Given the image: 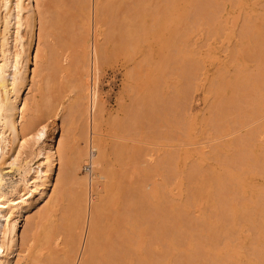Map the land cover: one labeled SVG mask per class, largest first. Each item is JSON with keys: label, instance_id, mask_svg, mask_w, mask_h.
<instances>
[{"label": "rangeland", "instance_id": "rangeland-1", "mask_svg": "<svg viewBox=\"0 0 264 264\" xmlns=\"http://www.w3.org/2000/svg\"><path fill=\"white\" fill-rule=\"evenodd\" d=\"M162 1H159V0H102L100 1L98 0L96 11H98L99 13V10H100L101 13L99 15L98 13L96 14L98 18L96 17L95 21L97 22L96 23L97 24L96 44L97 46H99L98 51L100 50L99 51L100 64H98L100 67L98 68V72H97L99 74L98 75L99 77L96 81V84H95L96 86L94 85L92 89V91L94 92V99L98 102V104H100L99 112L101 114L99 115V118H100L99 125L101 126V128L99 129V141H97L99 143H96L97 145L96 147L99 153L101 147L103 148L105 146L107 147L116 146L118 143H115L116 145H114L113 143L111 144V141H112L111 139L113 138H111L110 135H111L112 130L113 131L115 130L116 132L121 131L120 134L122 133L126 134L125 135L126 137L124 136V139L126 138L125 140H128V141L130 140L129 142H135L137 139L143 142V144L145 145V148H147L148 150L147 151L145 149L146 153L148 154L146 156L148 159L147 168L152 167L153 170H152V173H150L151 170L149 168L147 169V170H150L148 171L149 177H147L148 175H146L147 180L146 178H144V181L146 180L145 183L147 187L142 188V190L144 189L143 192L145 191V189H147L146 190L148 191L147 194L146 193L144 194L145 196H148L145 198H147L146 200H148L149 203L147 201L146 202L148 203V205L151 203V205L148 206L147 203L144 200H142V202H144L148 206V207L146 206V209H145L144 206L140 205L139 203V205L143 206L142 208L146 210L144 211L145 213L143 214L139 213L140 214L139 216L138 212H141L140 210H142V208L139 210V206L136 205L137 209L139 210L138 212L137 211L135 212L136 207L132 208L133 210L135 209L134 211L133 210L131 211V209L128 208L130 211H128L127 209L125 210H127L128 216L130 215L129 217L125 214L119 215L117 214L119 212V211L117 212V210L119 209L120 211L121 210L123 211L122 209L123 207L120 209L121 207L120 205L122 203L124 204V202H121L120 204V201L116 202L115 200H112L113 202L115 201L114 202L115 204H113L112 201H111L112 203L110 202L111 204L110 203L109 205L107 204V208H110L112 211H110L109 209V211L106 212L108 210L106 208V211L104 212L105 214L101 213L103 215H101L100 221L97 222L98 225H97L96 233L99 232L98 234L101 237L95 233V236H93V240L91 239L92 241L91 240H90L91 242L89 241L90 242L89 247L92 246L90 248H93V245H94V247L96 248V251H98V252L94 251V253H92L93 257L96 258V259H92V261L97 260L98 257H100L102 254H105L104 252H106L107 250V248L105 247H107L106 245L109 244L105 242H107L109 239L111 240V238L109 237H111L112 236L111 234H113L114 232L112 233H109V232L111 230L114 231L113 226H114L116 219H118V217L120 218L123 216L124 217L127 216L131 222H129V220L127 222L126 221L127 219L124 217L123 218L126 219L125 220L127 222V223L125 222L126 227L129 226L130 228L122 229L120 232H123V231H125V233L128 232L129 240L131 242V244L129 242V250L130 249L132 251L134 250L132 252L134 253V255L131 256L132 253L130 250L129 251L130 257L128 258L129 261H127L126 264H132L133 262H135L133 264H136L135 259L137 256H138L137 261L138 260L140 261L141 259H143L142 249L148 237L150 238V239L148 238L150 241L156 238V240L155 241L152 240L151 243H149L150 241H147L149 243L148 247L152 249L153 252L151 253L153 254L155 258L158 257L157 256L158 254H156L157 249L161 247L163 255L161 258H159L160 260L156 259L158 260V263H161V264H183V257L185 259L184 264H202V263L203 264H241V263L242 264H264V253L262 252L264 251V231H263L264 230V214H263L264 213V210H263L264 202H262L264 201V198H262L264 197V173H261V171L264 172L263 171L264 170V166H263L264 160H262L264 159L263 158L264 157L263 156L264 155V148H263L264 147V85H262L264 84V70H262L264 69V48L262 49V47L260 46L264 44L262 43L264 41V34H263L264 33V23H263L264 22V0H180L179 3L177 4L178 8L176 6L177 10H173L175 8L173 5H170L169 8L167 7L168 12H169L168 13L169 17H173L172 15L174 16L176 15L177 18H179L181 22L183 21L182 23H180L182 25H179L180 27L179 36L172 39L174 36H169L168 34H166L167 41L169 39L170 40L172 39V44L170 45L172 49H169V48L167 49L166 47L162 45L160 47V45L157 43V38L151 36V33H154V32L149 31V30H147V32H145L144 35L140 36L139 41L137 40V43L133 41L132 44L135 46L134 44L135 42L136 48H134V46L130 44L131 43L130 40H129L130 43L128 42V38H126L127 41L125 42L129 44L126 45V43H123L124 48L123 46L122 48H120L121 46L118 45L117 40L118 42L120 41L119 44L120 43L122 44V42H124V39L120 38V36L126 37L123 35L122 31L126 32L127 27H128V30L130 29V27L132 28V26L128 25L127 22L129 23L130 20L131 21L137 20V18L139 20L140 18V20H143V19L144 20L146 19L147 21L149 20L151 23V20H150L151 16L157 15L158 14L157 12H159V9H161L162 6H165L163 5L164 3ZM41 3H42L41 10H43V8L49 9V10L48 9L45 10L47 11L46 17L48 16L49 19L47 17V21H46V17H45V21L43 24V35L44 36L47 35L48 38L50 36L51 37L50 39L47 38L48 41L46 43V48L44 46L43 48H41L40 52L38 53V64L36 68L37 69L39 68L40 76L45 77V78L47 77V79H49L50 82H49V87L44 88L46 93L44 90L42 91V94H44V96H41L42 98L44 97L42 100L40 97L41 93L36 94V98H37V110L36 111L38 115L41 114L40 110H42V113L44 112L45 107L42 106L43 107L42 108L40 105L44 104V100L47 97V95L50 96L51 94L53 95L57 94L56 90H58L57 89L58 87L60 90H64V89L65 91L68 90L67 88L69 87V83H70L69 70L67 71L65 70L64 72H62L63 74H61V78H57L55 71L50 69L53 67H51V65H48L50 67L46 65L48 67V69H46V66L43 65V62L44 64L47 63L48 60H51L52 57L54 61V56H50V55H53L57 51H60V49L63 50L64 48L69 50V53L72 55L74 54L76 55L77 53L78 55H81L80 52H82V55L88 54V52L92 51L91 49L92 46L90 43H91V40L93 39V30H92L93 28H92V24L88 23L87 17H89L88 16L89 13L86 9L85 0H41ZM99 6L101 7V9ZM105 8H107V10ZM82 9L83 10L85 9L87 12L85 10L83 11ZM106 11L108 12L105 13ZM175 11H177V13H175ZM48 13L50 15H48ZM80 13L82 14L83 18L86 17L85 14H87L86 20H84L85 19L84 18L82 21V17ZM99 17L101 18V20L99 19ZM213 19L214 20L216 19L215 22ZM117 20H118V23L119 21H121L120 23L123 25H121L120 23L118 24ZM83 22L86 23L85 24L86 26L83 25L84 24ZM88 24L90 25L87 26ZM124 25L126 29L123 28ZM81 26H84V29ZM98 27L102 29L100 30L98 29ZM223 27H225L224 30H223ZM132 29H135V28H132ZM167 29L168 28H166L165 31L168 32ZM170 29H174V26L171 25ZM82 30L85 31L84 32L85 36L84 34H81V32H83ZM44 31L46 32V35ZM130 31L132 30L130 29ZM97 34H100V36ZM70 35L73 37L69 38ZM259 36H262V37L260 38ZM82 37L84 38V40L82 39ZM253 38L255 39L253 40ZM77 39L81 40L79 44L77 43ZM255 40L256 41L261 40V42L259 41L256 43ZM246 42L248 43L246 44ZM245 44L249 47H245L246 46ZM130 45L133 47L131 48ZM254 45H256L258 48ZM125 46L127 49L125 48ZM259 47L262 50L260 49L259 51ZM161 48L162 50H164V52H161ZM75 49L77 51H75ZM132 49H134V53ZM72 50H74V53ZM165 51L167 53L168 59H166L163 56ZM130 55L133 56V59L132 57L130 58L132 59L131 61H129ZM254 56L257 59H255ZM143 58L145 59L143 60ZM55 59L57 60V57ZM73 59L72 61L75 60ZM50 63H52V61ZM50 63L48 62V64ZM136 63H139V65ZM59 64L60 63H58V65ZM158 64L162 66L160 69H158L157 67ZM53 65L55 66V63ZM256 65L257 66L259 65L258 68L260 70L256 67ZM129 69L133 70L136 73L134 74V72L130 71ZM183 69L185 70L183 71ZM179 71L180 73H178ZM182 71L184 74L181 73ZM128 72L131 75V76L129 75V77L127 74ZM238 72L240 73L238 74ZM255 72L256 74H253ZM132 74L135 77L134 76L132 77ZM178 74L179 75L181 74V75L179 76ZM130 77H132L133 79ZM182 77L185 79H183ZM209 77L210 79L214 78L212 82L209 80ZM234 77L236 78L238 77L237 82L238 81L239 82L237 84L240 83L242 85V83H244L245 85L240 87L239 85L236 84V82L234 83V80L236 81ZM241 79L243 81H240ZM208 80L210 82H208ZM57 81L59 82V84ZM159 83L161 84L159 85ZM209 83L211 85H209ZM131 84L133 87L131 86ZM154 84H158V85H154ZM127 85L130 86V88L132 87L131 90ZM161 85H164V86L161 87ZM169 85H172V86L168 88ZM185 85H187V87ZM232 87L233 89H231ZM242 87H244V89ZM158 88L160 89V93L163 92L164 94L167 92L168 97L169 95H172V92L175 93L176 88L181 91L180 92L178 90L179 92L174 94L178 99H176L175 97L173 99L172 97L173 99L172 102L175 101V103L173 102L172 104H174L175 106L174 105L172 106L171 103L169 105L172 107V108L170 107L171 108L170 110L173 109L172 113L174 116H172L171 111L168 110V108H166V106L169 103L164 105V103H166L164 99H163L164 101L163 105L165 106L166 110H164L165 109L164 106H163L164 109L162 107H159L160 106L159 101L162 98V96L161 98H158L160 97V95L157 96L158 92H155V91H159L157 90ZM147 89H150V90H147ZM183 89L184 90L186 89L185 92ZM168 90H171V93ZM239 91H241V93ZM149 92L151 93L152 97L150 96ZM239 93L241 95H244L243 96L244 100L241 99L242 96L238 97L237 101L235 100L237 98L236 96L240 95ZM181 94H184V97ZM75 95L76 93L71 94V97L74 96L70 98V101L72 103L74 102L75 99L76 100L80 99L78 95L76 96ZM50 97L53 98V96H50ZM245 97H247V99ZM131 98L133 101L131 100ZM137 98H138L137 103L142 100L139 103L140 107H139V104L137 106V103H136ZM153 98H157V100ZM218 98L223 101L222 104H221V101L220 102L218 101V103L216 102ZM170 99L168 98V100ZM128 100H130V103ZM226 101L231 102L228 104V108L226 107L227 110L224 108L223 111L225 112L226 110V112L224 113L220 110L221 115H219V113H217L218 114L217 115L216 112L218 110L217 108L218 105L220 109L221 105L224 106L226 103H228ZM127 102L129 103L128 107L126 105L128 104ZM142 102H145V104ZM81 103H83L84 106L83 107L79 106L81 110L80 113L73 114V111H71L70 109V111L72 112L71 115H72L73 121L72 119H70L71 121L69 120V124L66 127V131L64 135L65 139L68 135L71 136L73 132L82 134V131L85 130V126L87 122L85 103L83 101ZM214 103L217 108V110L213 111L215 112V114L212 113V109L214 110L215 108V105H213ZM146 104L147 106H145ZM211 104L214 106V108ZM253 105H254V108H253ZM124 106L126 108H124ZM137 107H139V109ZM211 107L212 109L210 110ZM127 108L128 110L135 109V111L134 110L132 111L133 113H135L137 110V113H139V115H134L131 112V115L133 114V116H135V118L137 117V119H135L136 121H134V118H132V116L130 115L131 116V120H129L130 124L129 122H126L127 124H129V126L125 129V132H126L125 133L123 131L124 129L122 130V129L117 128L118 122H116L115 124L114 120H116V118L119 119L120 117H122L123 119V112H125ZM175 108L176 110H174ZM143 110L145 111L146 114L144 113ZM146 110L147 111L149 110V111L147 112ZM157 110H159L160 113L163 112V114L162 113L160 114L159 111ZM163 110L168 111L170 113H168L167 115V113L164 112ZM140 111H142L143 114L140 113ZM151 111H153V113H156L157 115L152 114ZM174 112L176 113L178 112L177 113L178 115H176V113ZM129 113L130 112H128V114ZM147 113L150 116L149 121L151 122L148 121L149 116L147 115ZM115 115H116V118H114ZM130 116L128 115V117ZM141 116L142 117L145 116V117L142 118ZM146 116H148V118H146ZM152 117H154V119ZM171 118H174V119L176 118V119L174 121ZM251 119H255L256 121H252ZM124 121H126V119ZM168 121L169 122L171 121V123L172 121L177 123V125L175 123H172L173 126L171 127L172 129L175 128L176 131H178V135L180 138L179 149L176 152L173 148L164 146V145L162 146L161 142L156 141V139H158L157 136H160L159 135L160 131L157 133L156 131H158L159 129V130H163L164 132L165 127L168 128L167 126ZM151 123H153V125ZM171 123H168V124H171ZM154 125L157 127H155ZM122 126L124 125L122 124ZM255 127L257 128L259 127L258 129H260L259 131L260 135L257 141L253 143L254 145H250V142H248L247 139L251 135V132L256 129ZM131 129L132 131L134 130V133L135 132L138 133V136L136 135L137 133H135L136 140L135 138L132 139V137H131L132 141L130 139ZM127 130L130 132H128ZM145 135L146 136L148 135V137H146ZM151 135L153 137H151ZM154 136H156L155 137L156 139L154 138ZM128 141L127 142L124 141V142L129 144ZM139 141L137 140L136 142H138L139 144L141 143V141L140 142ZM130 144L132 145V143ZM134 145H137V143H135ZM140 145H142V143ZM163 147L164 149L168 148V150L165 152L166 154H163L162 152ZM260 147L262 148L260 149ZM153 148H155L156 150ZM83 149L85 153L87 149L85 142L83 145ZM75 150L76 149L72 146L67 147L65 150V154H66L65 156L68 155L67 162L71 164H73L77 160V157H76L77 154L75 156ZM114 150L116 151V149H113V151L111 150V153H110L111 155L109 154L110 156H108L111 161L109 159L108 160L112 164L108 162L109 164L107 165L109 166V169L111 168L113 170V172L112 170L111 171L109 170L111 173H113L112 174L113 176L115 173L116 175L118 173L117 171L114 173V170L118 168V165H116L117 162L114 163V161H116L117 159H119L120 161L125 160L122 157L125 154L122 155V153L121 154L119 153L120 156L122 155L120 157L122 159L117 157L118 152H116L117 155L115 154L117 158L115 157L116 159L113 158L114 159L113 160L111 156L113 153H115ZM163 155H165L166 157V160L164 163L165 166L161 163V160H160ZM126 159L128 158L126 157ZM119 162L117 164H120ZM123 162L124 161H122V163ZM128 162H125V163L127 164ZM122 163H121V166L124 164ZM127 165H124V166L126 167ZM124 166L122 167L125 169ZM260 166H261V169H260ZM123 168H121L122 171H123ZM224 169H226L227 171ZM117 170L119 171V168ZM78 171L81 172L80 169ZM127 172L125 173L128 174ZM207 172L211 174L209 175ZM165 175L167 176V178ZM218 175L222 177L219 178ZM120 176H119L120 180L119 178L117 179V176L112 177L114 179L113 182L117 181V185L116 184L114 185H116V189H118V191H119V188H122V187H119L118 185V182L123 180L121 179V177L123 176L121 177ZM126 177L125 178L128 179L127 175ZM136 177L132 179V181L136 180ZM5 178H6V181L8 182V185H12L14 183L19 182L20 175L17 174L15 171H8L7 174H5ZM137 179L140 180L141 177L139 176V178L137 177ZM221 180L223 182H221ZM141 181L143 180L141 179L140 182H138L137 184H140V183L143 184V182ZM219 181H220V184H219ZM125 182H129V181L128 180L125 181L124 179V182L122 183L121 181L120 185L122 186L125 185L124 184ZM144 184L143 186H145ZM214 184L215 185L219 184L218 185L219 187L217 185L215 186ZM8 185L5 188L6 190L10 188V186ZM126 186H127V183L125 187ZM67 188L70 190L71 185L70 184L65 185V190ZM112 188L113 187H111V191L115 189V187L113 189ZM127 188L129 189V186H127ZM138 188L139 187H137V189ZM122 189L124 190V187ZM122 189H120V192L118 193H116L117 190L116 192L114 190L115 192L114 197L118 196L116 194H120V196L122 197L121 192L123 193L125 191V190L123 191ZM128 189H127V193L125 192V194H129ZM69 190L68 192L70 194ZM260 190L262 193L260 192ZM64 191L59 195V197H61L62 200L58 201L57 199V201L59 202L57 203V205H59L60 202H61V205H63L62 204L63 199L66 197L65 198L66 200L67 197L68 199L69 197H71L72 193L69 196H67V193L66 192L64 193ZM131 192L133 193V191ZM216 192L217 193L219 192V193L217 194ZM257 193L259 195H257ZM125 194H123V197ZM216 195L218 196V198ZM256 195L258 196L256 197L257 202L255 199ZM120 196H118L119 198L118 200H121ZM126 197L127 195H125V198ZM149 197H150V200L148 199ZM70 199L69 201L71 203ZM114 199H117V198H114ZM64 201L63 203L64 205H66V210H67V207L68 206L71 207L72 205L70 206L69 203L65 204L68 200L65 202ZM218 201L223 203V205ZM126 202L127 201H125V203ZM133 203L134 201L131 202L130 204L135 206V203L134 204ZM126 204H128L126 205L127 207L128 206L130 208L133 207L129 203H126ZM64 205L60 209L63 210ZM260 205H262L263 207ZM126 206L125 208H127ZM176 207L178 209H176L175 211ZM153 208L155 209L153 210ZM262 210H263V213H262ZM161 211L162 213H159ZM237 211L239 212L241 211V212L239 213ZM109 212L110 214H107ZM130 212L132 213L129 214ZM246 213L248 214L246 215ZM64 214H62L61 212L60 213L61 217H59L60 219L63 218V221H61L62 225L63 224L65 225L66 222H64V220L66 218L70 220L69 218L70 216L68 217L66 216V215H69L70 212L68 213L67 211V213L65 214V219H64ZM145 214L147 216H145ZM141 215L145 216L144 219ZM163 215L168 219L166 220L165 217L164 219ZM173 215H176V217ZM243 215H246L247 217ZM148 216L149 218H147ZM153 216H155V218ZM241 217L244 218V220ZM145 218L150 219V220H147ZM133 219L134 220L136 219L137 222L141 224L140 225L138 223L136 224ZM237 219L238 221L236 224ZM151 220L156 221L155 223L156 226L153 225L155 221L151 223L149 222ZM120 221H119V224H120ZM100 222L103 224L102 227H101ZM162 223L164 224V226L162 225ZM258 223H260L261 225ZM234 224H236L237 226ZM105 226L107 227V229ZM148 227H150L149 229L152 232L149 231V229H147ZM98 228H100V230ZM104 228L106 229V231L104 230ZM156 230L157 232H155ZM163 231H165L166 233L164 234ZM166 234H169V235L166 236ZM103 235H106V236H103ZM98 237L100 238L99 240H98ZM102 237H105V238H102ZM101 240L104 241V244L106 245H104ZM99 241H101V243H99ZM90 248H88V250ZM100 249L102 252L99 251ZM103 249H106V250H103ZM197 252L200 254H198ZM225 252L228 255L224 254ZM191 253L197 254V255H193ZM211 253H213L214 255ZM221 254L224 256V258ZM188 255L192 257L193 261L190 260L191 257L189 258ZM195 256L196 258H194ZM228 256L229 257L231 256V257L229 258ZM261 256L262 258H260ZM87 257L88 256H86V258ZM186 257L188 258V260L186 259ZM217 257H220V258H217ZM226 257H228V259ZM258 259H260V261ZM139 261L137 262L138 264H139ZM140 262H143V261L141 260Z\"/></svg>", "mask_w": 264, "mask_h": 264}, {"label": "bare ground", "instance_id": "bare-ground-1", "mask_svg": "<svg viewBox=\"0 0 264 264\" xmlns=\"http://www.w3.org/2000/svg\"><path fill=\"white\" fill-rule=\"evenodd\" d=\"M100 1H102V0H100ZM159 1H162V0H159ZM179 1L180 0H163L162 2L164 3L163 5H165V6H162V8L159 9V12H157L158 16L157 15L151 16V18H150L151 23L149 20L148 21L146 19L140 20V18H139V20H138V18H137V20H132V21L130 20L129 23L126 21L128 25L132 26V28H135V29H132L130 27V29L132 30V31H130V29L128 30V27H127L126 32L122 31L123 35L126 37L120 36V38L124 39V42H122V44L121 43L119 44L120 41L118 42V40H117L118 45L121 46L120 48H122V46L124 48L123 43H126L125 42V41H127L126 38H128V42L130 40L131 43L130 42L129 43L131 45H133L132 44L133 41H135L137 43V40L139 41L140 36L144 35V33L147 32V30H149V31L154 32V33H151V36L157 38V43L160 45V47L162 45V46L166 47L167 49L168 48L172 49L170 47V45L172 44V39L179 36V32H180L179 31V29H180L179 25H182L180 23H182L183 21L181 22L180 19L177 18L176 15L175 16L172 15L173 17H169L168 16V13H169L168 8L170 5H173L175 8L174 9L172 8V9L177 10V8H178L177 4L179 3ZM85 2H86V9L89 13V15H88L89 17H87V14H85V15L88 18V23H91L92 28H93L92 29L93 30V39L91 40V43H90L92 46L91 47L92 51L88 52V54L82 55V52H80L78 50L81 55H78L77 52H76L77 53L76 55L75 54L72 55L69 53V50L64 48L63 50L60 49V51H57L56 53L52 52L55 55L49 54L50 56H54V61H53V59H52L53 57H52L51 60H48L49 63L51 61H52V63L48 64V62H47L44 64V62H43V65H45V66L51 65V67H53V68H50V69L55 71L57 78H61V74H63L62 72H64L65 70L66 71L69 70L70 83H69V87L67 88L68 90H66V91H65V89L60 90L58 87L57 89L60 91L56 90L57 94H54V95L51 94L50 95V96H53V98H51L49 95H47V97L44 100V104L42 102L43 105H40L41 107L42 106L45 107V109H44L45 113L44 112L42 113V110H40L41 114L38 115L37 111H36L37 110L36 94L41 93L40 97L44 96V94H42V91L44 90L45 87H49V82H50L49 79H47V77L45 78V77L40 76V70H39V68L38 69L36 68L37 64H38V53L40 52L41 48H43L44 46L46 48V43H47L48 39H50V37H51V36L49 38L47 37L46 32H45L46 30L44 31L46 36L43 35V24L45 21V17L47 15L46 14L47 11H45V10H47L48 8H46V9L43 8V10L45 12L43 10H41L42 9L41 0H0V264H126L127 261H129L128 258L130 257V255H129L130 254L129 251L131 250V249L129 250L130 240H129L128 232H126L127 233L126 234L125 231H123V232H120V231L122 229H129L130 228L129 226L126 227V225H125V222L126 221L128 222V220H129L128 217L130 216V215L128 216L127 210L130 211L129 209H131V211H132L133 210L132 208H135L136 205L139 206V210L143 206L146 209V206L149 203V201L146 200L147 198H145L148 196H145V194H144V193L147 194L148 191H146L147 189H145L146 192L145 191L143 192L144 189L142 190V188L147 187L146 183H145V181L147 180L146 175H148V171H150V170H151L150 173H152L153 169H152V167L151 168L148 167L150 170H147L148 169L147 168L148 159L146 157L148 155L146 153L147 148H145V145L143 144V142L141 140L140 141H141L142 145H140L141 143L138 144V142H136L137 140L139 141V139L136 140V138H135L136 135L138 136V133L135 132V133H137L135 135L134 130L132 131V129H133L132 127H131L132 129L130 130L131 132L127 130L128 132H130V135H131V136L129 135L130 139L132 137V139L135 138V140H136V141L133 140L135 142H129L130 140L128 141V140H125L126 138L124 139V136L126 134L122 133L123 134L122 135V134H120L121 131L116 132L115 130L114 131L112 130L111 135H110L111 138H113V139H111L112 140L111 144L112 143L114 145H116L115 143H118V144L116 146H114L115 148L112 146L113 149H116V151L114 150L115 153L112 152L113 153L112 156H114V157L111 156V158L113 159L116 157L115 156V154L117 155L116 152H118V155H117L118 158H120L123 154L127 155V156H125V155L122 156L123 159H125V160H122V161H124L123 162L124 164L119 159L114 161V163L115 162L118 163L120 161L119 162L120 164L116 163V165H118L120 172L117 170L118 168L117 169L113 168V169H115L114 173L116 171L118 172L117 175L115 173L113 176L112 175L113 173L110 172L112 169L111 168L109 169V166H107L109 163L112 164L110 162L111 160L108 157L111 155L110 154L111 150L113 151L112 147L111 146L110 147L105 146L102 148L100 145L101 148H100L99 153H98V150L96 147L97 146L96 143H99L97 141H99V129L101 128V126L99 125V119H100L99 115H101V114L99 112V109H100L99 105L100 104H98V102L94 99V92L92 91V89H93V86L96 84V81L99 77L98 76L99 74L97 72H98V68L100 67L98 65V64H100V56H99L100 50L98 51L99 46H97V44H96V42H97L96 41V29H97L96 23L97 22L95 21V18L96 17L98 18V16L96 15L98 13V11H96L98 0H85ZM82 3H83V1H82ZM80 4H81V2H80ZM99 4H100V2H99ZM107 6H105V7H107ZM176 6H177V8H176ZM217 8H218V6H217ZM100 9H101V7H100ZM105 9L107 10V8H105ZM98 10H99V8H98ZM102 11H103V9H102ZM51 12H52V10H51ZM107 12L108 11H106L105 13H107ZM100 13L101 12L99 10L98 15ZM175 13H177V11H175ZM48 15H50V14L48 13ZM85 15H83V16H85ZM47 17H46V21H47ZM81 17H82V14H81ZM86 17H84L85 19L82 17V21H83V19L86 20ZM48 19H49V17H48ZM56 19H58V18H56ZM99 19L101 20L100 17H99ZM215 20H214V22H215ZM121 21H119V23ZM123 21H125V20H123ZM86 23H84L83 25L86 26L85 25ZM117 23H118V20H117ZM89 25L90 24H88L87 26H89ZM121 25H123V24H121ZM171 25L174 26V29H170ZM73 26H74V24H73ZM84 26H81V27L84 29ZM147 26H148V28H147ZM100 27H98V29H100ZM123 28H125V25L123 26ZM143 28H144V30H143ZM166 28H168L167 29L168 32L165 31ZM224 29H225V27H223V30ZM118 30H117V32H118ZM209 31H211V30H209ZM84 32L85 31L81 32V34H84V36H85ZM127 32H129V33H127ZM214 33H216V32H214ZM261 33H263V32H261ZM166 34H168L169 36H174V37L171 40L169 39L167 41ZM97 35L100 36V34H97ZM118 35H119V33H118ZM118 35H117V37H118ZM253 36H255V35H253ZM70 37H73V36L70 35L69 38ZM259 37L261 38L262 36H259ZM255 38H253V40ZM82 39L84 40L83 37H82ZM109 39H110V37H109ZM118 39H119V37H118ZM133 39H135V40H133ZM152 39H154V38H152ZM240 39H241V37H240ZM80 41L81 40L77 39L78 44L80 43ZM121 41H122V39H121ZM259 41L261 42V40H259ZM259 41L255 40L256 43ZM135 42H134L135 46L133 45L134 48H136ZM129 43H126V45H128ZM247 43L248 42H246V44ZM262 43H264V41ZM81 44H82V42H81ZM131 45H130V47L132 48L133 46H131ZM258 45H260V44H258ZM262 45L264 46V44H262ZM262 45H260V46L263 49L264 47ZM254 46H256V45H254ZM127 47H129V46H127ZM242 47H243V45H242ZM245 47H249V46L246 45ZM118 48H119V46H118ZM125 48H126V46H125ZM260 49L261 48L259 47V51H260ZM129 50H131V49H129ZM132 50L134 53V49H132ZM72 51L74 53V50H72ZM75 51H77V50L75 49ZM137 52H138V50H137ZM161 52H164V50H162V48H161ZM256 52H257V50H256ZM33 54H34V56H33ZM101 55H103V54H101ZM134 55H136V54H134ZM163 56L166 59H168L166 51L163 54ZM255 56H256V54H255ZM56 57H57V60L55 59ZM131 57L133 59L132 55L129 56V59ZM49 59H50V57H49ZM72 59L74 61H72ZM132 59H130L129 61H131ZM144 59L145 58H143V60ZM255 59H257V58L255 57ZM54 63H55V66L53 65ZM58 63H60V64L58 65ZM139 63H136V64L139 65ZM47 66H46V69H48V67H50V66H48V67ZM258 66L256 65L257 68H258ZM157 67H158V69H160L162 66L160 64H158ZM129 70L133 71L131 69H129ZM184 70L185 69H183V71ZM262 70H264V69H262ZM180 71L178 73H180ZM183 71L181 72L182 74H184ZM55 73H53V74H55ZM135 73L136 72H134V74ZM239 73L240 72H238V74ZM127 74L129 77L130 73L128 72ZM253 74H256V72ZM133 76L134 75L132 74V77ZM132 77H130V78H132ZM238 77L237 78L234 77L236 79V81L234 80V83L236 82V84L239 82V81L237 82ZM183 79H185V78H183ZM213 79H210V77H209V80L211 82L213 81ZM209 80H208V82H210ZM240 81H243V80L241 79ZM58 84H59V82H58ZM160 84L161 83H159V85ZM185 84H186V82H185ZM154 85H158V84H154ZM209 85H211V84L209 83ZM237 85H239L241 87V86H244L245 84L242 83V85H241L239 83ZM262 85H264V84H262ZM131 86H132V84H131ZM162 86H164V85H161V87ZM170 86H172V85H169L168 88ZM185 86L187 87V85H185ZM128 87L130 88V86H128ZM131 88H130V90H131ZM242 88L244 89V87H242ZM231 89H233V87ZM147 90H150V89H147ZM157 90H159V91H155V92H158V95H157V93H156V95L157 96L160 95V97H158V98H161V96H162V98L160 99L161 102L159 101V103H160L159 107L163 108L164 105L169 103L166 106V108H168V110H170L172 108L171 106H169L170 103L172 106L174 105L172 103L173 102L175 103V101L172 102L174 97L176 99H178L174 94L178 93L180 90L176 88L175 93L172 92V95H169V97H168L167 92L163 94V92L160 93L159 88ZM185 90H184V92H185ZM152 91H154V90H152ZM168 91H170V93H171V90H168ZM209 91H211V90H209ZM127 92H129V91H127ZM239 92L241 93V91H239ZM45 93H46V91H45ZM72 93H76V95H78L80 97V99H78V100L75 99L73 103L70 101V98L74 97V96L71 97ZM181 95H183V97H184V94H181ZM150 96H151V93H150ZM241 96H242L241 99H243L244 95L240 94V95L236 96L237 98L235 100L237 101L238 97H241ZM172 97H173V99H172ZM221 97H222V95H221ZM43 98L41 97V100ZM126 98H127V96H126ZM168 98L169 99L171 98L170 99L171 102H170V100H168ZM245 98L247 99V97H245ZM128 99H130V98H128ZM153 99L157 100V98H153ZM163 99H164V101H166V103H164V105H163V102H164ZM218 99L216 102L218 103V101L219 102L221 101V104H222L223 101L221 99H219V100ZM131 100H132V98H131ZM137 100H138V98L136 99V103H137ZM139 100H141V99H139ZM82 101L85 103V111H86V121L87 122H86L85 130L82 131V134H78L76 132H73V134L71 136L68 135L65 139L64 135H65L66 127L69 124V120L72 119V115H71L72 112L71 111H73V114L80 113L81 110H80L79 106H81V107L84 106V104L81 103ZM128 101L130 103V100H128ZM140 102L137 103V106ZM226 102H228V101H226ZM129 103L128 104L125 103L127 105V107L129 105ZM142 103L145 104V102H142ZM229 103H231V102L226 103L225 104L226 106L225 105L223 106L220 104L221 105L220 109H219V105H218L217 108L219 111L217 110L215 103L213 105H215L216 109L211 104L213 106L214 110L212 109V107L210 108V110L212 109L213 114H215V112H213V111L217 110L216 114L219 113V115H221L220 110L222 112H224L223 111L224 108L225 109H226V107L228 108ZM232 103H234V102H232ZM254 103H256V102H254ZM117 105H119V104H117ZM145 106H147V104ZM176 106H177V104H176ZM139 107H140V104H139ZM139 107H137V108L139 109ZM124 108H126V107L124 106ZM164 108H165V106H164ZM166 108L164 110H166ZM253 108H254V105H253ZM39 109H41V108H39ZM70 109H71V111H70ZM117 110H119V109H117ZM133 110L135 111V109H133ZM133 110L132 109L128 110V108H127V110H125V112H123V119H122V117H120L118 119V118H116V115L114 116V118H116V120H114L115 124H116V122H118V125H117L118 129H122V130L124 129L123 131L125 132V129L130 124L129 120H131V116H132V118H134V121H136L135 119H137V117L135 118V116H133V114L139 115V113H137V110L135 113H133L132 112ZM174 110H176V108ZM226 110H225V112H226ZM157 111H159V110H157ZM170 111L172 113L173 109ZM128 112H130V113L128 114ZM131 112L133 113L132 115H131ZM151 112H152V114L157 115L156 113H153V111H151ZM164 112H166L167 115H168V113H170L168 111H164ZM140 113H142V111H140ZM144 113H145V111H144ZM159 113H160V111H159ZM161 113L163 114V112H161ZM174 113H176V112H174ZM177 113H176V115H178ZM128 115L129 116L131 115V116L128 117ZM147 115L149 116L148 113H147ZM148 116H146V118H148ZM159 116H158V118H159ZM172 116H174L173 113H172ZM69 117H71V118H69ZM143 117H145V116H143ZM127 118H128V120H127ZM152 118L154 119V117H152ZM56 119H57V121H56ZM125 119H126V121H124ZM149 119H150V116L148 118V121H149ZM171 119L175 121L174 118H171ZM255 119H251V120L256 121ZM168 120H169V118H168ZM72 121H73V119H72ZM126 122H129V124H127ZM149 122H151V121H149ZM154 122H155V120H154ZM156 122H157V120H156ZM168 123H171V121L167 122L168 128L165 127L164 132H163V130H159V129H158V131H156V133L160 131V134H159L160 136H157V134H156L158 139L155 138L156 136H154V138L156 139V141L161 142L162 146L164 145V146L171 147L176 152L179 149L180 138L178 135V131H176L175 128H173V129L171 128L173 126L172 123H175V122L172 121L171 124H168ZM122 124L125 126V128H124V126H122ZM138 124H139V122H138ZM151 124L153 125V123H151ZM175 124L177 125V123H175ZM155 127H157V126H155ZM255 128L256 129L251 132V135L247 139L248 142H250V145H254L253 143H255L257 141V139L259 138V135H260V132H259L260 129H258L259 127L258 128L255 127ZM152 132H154V131H152ZM127 134H129V133H127ZM146 137H148V135ZM151 137H153V136L151 135ZM132 139H131V141H132ZM146 139H144V140H146ZM122 140H124L126 142L128 141L129 144L125 143ZM84 142L87 146L85 153H84V149H83ZM130 143H132V145ZM133 143L134 144L137 143V145H134ZM69 146H72L76 149L75 150V156L77 154V156H76L77 160L73 164L67 162V156L68 155L65 156L66 155L65 150ZM261 148L262 147H260V149ZM148 149H149V147H148ZM153 149H155V148H153ZM167 150H168V148L164 149V147H163V150H162L163 154H166L165 152ZM119 153L120 154L122 153V155L120 156ZM260 156H262V155H260ZM126 157L129 160L126 159ZM120 159H122V158H120ZM160 160H161V163L164 165L165 160H166L165 155H163ZM259 160H261V159H259ZM262 160H264V159H262ZM86 162H88L90 165V170L88 173L81 171V166ZM125 162H128L127 163L128 165ZM121 163L123 164L122 166L127 165L126 167L124 166L125 169L121 166ZM119 166H121V167H119ZM110 167H112V166H110ZM121 168H123V171ZM127 168H128V170H127ZM79 169L81 172L78 171ZM260 169H261V166H260ZM125 170H127L128 172ZM224 170H226V169H224ZM8 171H15L17 174H19L20 175L19 182L14 183L12 185H8V182L6 181V178H5V174H7ZM112 172H113V170H112ZM125 172H127L128 174H126ZM207 173L209 174V172H207ZM225 173H227V172H225ZM261 173H264V172L261 171ZM123 174L125 175V177L127 175L128 179H126L127 177L125 178ZM120 175L123 177H121ZM133 175L135 177L138 175L137 176L138 178L140 176L141 179L143 180L141 182H143V184L145 183L144 184L145 186H143V184H141V183L137 184L141 180V179L140 180L137 179V177H136V180L137 181L139 180V181L137 182L136 180H133L134 181L133 182L132 179L135 178ZM144 175H145V177H144ZM116 176H117V179L119 178V176L121 177V179H123V180H121L122 183L124 182V179H125V181L128 180L129 182H125L124 184L126 185V183H127V186H129V189L127 188V186L125 187V185H123V186L120 185L121 181H119L120 180V178H119L118 185H119V187H122V188L124 187L125 191L122 188H119V191H118V189H116L117 181L113 182L114 179L112 178V177H116ZM165 176H164V178H165ZM218 176H219V178L222 177V176L220 177V175H218ZM147 177H149V175ZM144 178H146L145 181H144ZM166 178H167V176H166ZM166 178H165V180H166ZM215 180H214V182H215ZM222 180H221V182H223ZM132 182H133V184H132ZM69 184L71 185V189L70 190L68 188L67 189L70 191V194L72 193L71 194L72 198L69 197V199L71 198L70 199L71 203H70L68 197L66 200H65V198H66L65 197L63 199V201L68 200L65 204L69 203L70 206L71 205L72 206L69 207L67 205L68 207L66 210V205H64V203L62 201V204L64 205V209L62 210V209H60L63 207V205H61V202L59 205H57V203H59L58 201L62 200L61 197H59V195L65 190V185H69ZM114 184H116V185H114ZM219 184H220V181H219ZM7 185L10 186V188H8L6 190L5 188L7 187ZM226 186H228V185H226ZM111 187H113V188L115 187V189L117 190V192H116V190L114 189L116 193L120 192V189H122L124 191L123 193L121 192L122 197H123V194H125V192L127 193V189H128L129 194H125V195H127L126 198H125V195L122 198L120 196V194H116V195L121 197V200H118L119 199L118 196L114 197L115 192H114V190L111 191ZM137 187H139V188L137 189ZM67 189L64 191V193L66 192L67 196H69L70 194H69ZM131 191H133V193ZM260 192H261V190H260ZM260 192H258V193H260ZM258 193H257V195H259ZM257 195L255 196V199H256V197H258ZM65 196H66V194H65ZM154 197H155V195H154ZM114 198H117V199H114ZM217 198H218V196H217ZM262 198H264V197H262ZM57 199H58V201H57ZM148 199L150 200V197ZM112 200H115L116 202L120 201V204H121V202H124V204L122 203L124 206L122 204L120 205L121 207L119 206L120 209L123 207L122 208L123 211L121 210L122 213L117 208L118 209L117 212L119 211L117 214H119V215L125 214L128 217L123 216L127 220L124 219L123 217H120V218L118 217V219H116V221L114 220L115 221L114 226L112 225L114 231L111 230L109 232V233H112V232H114V233L111 234L112 235L111 237H109V238H111V240L109 239L110 240L109 241L107 238L108 241L105 242V243H109V244L106 245V244H104V241L101 240L103 242V244L107 246V247H105V248H107V250L103 249V250H106V252H104L105 254H102L100 257L97 258V260L92 261V259H96L93 257V254H92V253H94V251H96V248L93 245V248H94V250H93V248H90L92 246L89 247V245H90V242L93 240V236H95V233L97 230V225H98L97 222L100 221L101 215L105 214L104 212L106 211L107 204L109 205V203ZM142 200H144L145 202L147 201L148 202V203L146 202L147 205L144 202H142ZM125 201H127L126 203H129V204L134 201L135 206L130 204L133 207H131V208L129 206L127 207L126 205H128V204H126ZM220 201H218V202H220ZM114 202H113V204H115ZM256 202H257V199H256ZM262 202H264V201H262ZM139 203H140V205H143V206H140ZM224 203H226V202H224ZM259 203H260V201H259ZM163 204H162V206H163ZM221 204L223 205V203H221ZM150 205H151V203L148 206H150ZM125 206L127 208H125ZM260 206H262V205H260ZM153 207H155V206H153ZM70 208H71V210H70ZM114 208H115V206H114ZM144 208H142L143 211L140 210L142 213L138 212L139 210L137 209V207H136V210L135 209L134 210H135V212L137 211L138 214L139 213L143 214V213H145L144 211H146V210H144ZM151 208H152V206H151ZM107 209L108 210L106 212H108L110 208H107ZM125 209H127V210H125ZM154 209L155 208H153V210ZM176 209H178V208L176 207L175 211H176ZM58 210H59V212H58ZM263 210H264V208H263ZM263 210H262V213H263ZM67 211H68V213L70 212L69 215H66L67 217L70 216L69 217L70 220H68L67 218L65 219V214L67 213ZM110 211H112V210L110 209ZM251 211H250V213H251ZM61 212H62V214L65 213L64 214V219H65L64 222L67 223V224L65 223V225L61 224V221H63V218H61L62 220L59 218V217H61V215H60ZM237 212H239V211H237ZM101 213H103V214H101ZM131 213L132 212H130L129 214H131ZM156 213H158V212H156ZM159 213H162V211ZM163 213H164V211H163ZM171 213H173V212H171ZM171 213H170V215H171ZM107 214H110V212ZM140 214H139V216H140ZM247 214L248 213H246V215ZM114 215H112V216H114ZM148 215H150V214H148ZM158 215H160V214H158ZM164 215H165V213H164ZM164 215H163V218L165 217ZM246 215H243V216H246ZM141 216L144 219V217L147 215L145 214V216H143V215H141ZM173 216L176 217V215H173ZM153 217L155 218V216H153ZM215 217H216V215H215ZM147 218H149V216ZM147 218H145V219H147ZM158 219H160V218H158ZM167 219L168 218H166V220ZM213 219H214V217H213ZM242 219L244 220V218H242ZM108 220H110V219H108ZM147 220H150V219H147ZM119 221H120V224H119ZM134 221L136 224L137 223L139 224V222H137L136 219ZM154 221L151 220L149 222L151 223ZM157 221H159V220H157ZM237 221H238V219L236 220V224H237ZM240 221H241V219H240ZM249 221H250V219H249ZM129 222H131V221L129 220ZM147 223H148V221H147ZM155 223H156V221L153 223V225L156 226ZM159 224H160V222H159ZM236 224H234V225H236ZM258 224H260V223H258ZM102 225L103 224L101 223V227H102ZM107 225H108V223H107ZM162 225L164 226L163 223H162ZM137 227H138V225H137ZM149 228L150 227H148L147 229H149ZM153 228H154V226H153ZM98 229L100 230V228H98ZM106 229H107V227H106ZM106 229L104 228L105 231H106ZM155 229H156V227H155ZM162 230H161V232H162ZM149 231H151V230L149 229ZM165 231H163L164 234L166 233ZM155 232H157V230ZM98 233H96V234L99 235ZM157 234H159V233H157ZM169 234H166V236ZM103 236H106V235H103ZM158 236H157V238H158ZM166 236H165V238H166ZM152 237H154V236H152ZM95 238H97V237H95ZM102 238H105V237H102ZM148 238L146 239V242L144 243V246H143L144 250L142 249L143 259H141V260L143 262H140L141 260L140 261L138 260L139 264L140 263H142V264H161V263H158V260H160L159 258H161L163 255L161 247L159 249H157L156 254H158L157 255L158 257L155 258L153 256V254L151 253V252H153L152 249L150 247H148L149 243H151L153 239L150 241L149 240L150 238L149 239ZM261 238H262V236H261ZM99 239L100 238L98 237V240ZM155 240H156V238H154L153 241H155ZM101 241H99V243H101ZM147 241H150V242L148 243ZM158 242H160V241H158ZM91 244H93V243H91ZM130 244H131V242H130ZM100 246H101V244H100ZM87 247L90 249L88 250ZM259 248H260V246H259ZM132 249H133V247H132ZM222 249H224V248H222ZM99 251H101V249ZM133 251L131 250V253ZM96 252H98V251H96ZM262 252L264 253V251H262ZM89 253L92 255H90ZM99 253H97V254H99ZM227 253H228V251H227ZM227 253L225 252L224 254H227ZM191 254H193V253H191ZM198 254H200V253H198ZM211 254H213V253H211ZM132 255H134V253H132L131 256ZM193 255H197V254H193ZM86 256H88V257L86 258ZM135 256H137V255H135ZM188 256H189V258L191 257L190 255H188ZM228 257H226V258L228 259ZM194 258H196V256ZM199 258H200V256H199ZM217 258H220V257H217ZM223 258H224V256H223ZM260 258H262V256ZM137 259H138V256L135 259L136 264H138ZM156 259H158V260H156ZM186 259L188 260L187 257H186ZM190 260H192V257L190 258ZM204 260H206V259H204ZM258 260L260 261V259H258ZM184 261H185V259L183 257V264H184ZM133 263H135V262H133Z\"/></svg>", "mask_w": 264, "mask_h": 264}, {"label": "built area", "instance_id": "built-area-1", "mask_svg": "<svg viewBox=\"0 0 264 264\" xmlns=\"http://www.w3.org/2000/svg\"><path fill=\"white\" fill-rule=\"evenodd\" d=\"M90 170V165L88 162L84 163L82 166H81V171L82 172H85V173H88Z\"/></svg>", "mask_w": 264, "mask_h": 264}]
</instances>
